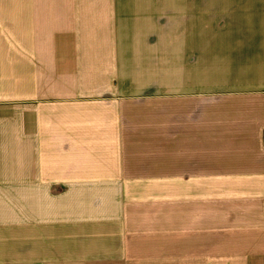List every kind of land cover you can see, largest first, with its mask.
I'll return each mask as SVG.
<instances>
[{
	"label": "crops",
	"instance_id": "obj_1",
	"mask_svg": "<svg viewBox=\"0 0 264 264\" xmlns=\"http://www.w3.org/2000/svg\"><path fill=\"white\" fill-rule=\"evenodd\" d=\"M130 1L0 0V264H264V0Z\"/></svg>",
	"mask_w": 264,
	"mask_h": 264
},
{
	"label": "rangeland",
	"instance_id": "obj_2",
	"mask_svg": "<svg viewBox=\"0 0 264 264\" xmlns=\"http://www.w3.org/2000/svg\"><path fill=\"white\" fill-rule=\"evenodd\" d=\"M144 2L147 3V5L145 6L149 5V8L153 7V3H155L156 5L157 4L162 5L164 3L163 0H145ZM143 10H145V8ZM139 11L140 10H138V8H135L133 4H129L128 10L126 12L124 11L125 13H128V17L127 19L124 18L120 23V25L118 24L117 26L118 34L116 37H118L117 39H120L122 41L126 40V43L129 46V48H131V50L136 49V47H138L137 45L143 48V51H145L147 54L145 63L147 64L148 67L145 64V69H144L146 71L147 69L150 71L151 69H153V67L156 66L155 64H154L155 66L151 65L153 64V61L156 62V60L153 59L154 57L150 55L151 53L149 51L155 52L156 54L155 57H157V59L158 58L160 59L159 60L160 66L156 68L155 71L161 74L160 76L161 79L163 80V78L166 77L167 74L166 70H168V61L166 59L168 57L164 55V52H167V48L164 47L166 44L167 35L166 33L163 34L162 32L160 34V42H158L156 35H154L155 33H153L151 30L153 28L151 26L153 24L152 22L156 20L157 22L159 21L157 25L158 28L159 29L163 28L166 23L165 21L166 13H160V14L155 13V17H154L151 12L147 13L146 11L145 13L138 14ZM177 25H181L182 27L183 22L176 23V26ZM181 27L177 26V30L175 34L176 37L183 36L182 31H180ZM137 36L138 37L144 36L145 38L140 40V43H138L137 40H135Z\"/></svg>",
	"mask_w": 264,
	"mask_h": 264
}]
</instances>
